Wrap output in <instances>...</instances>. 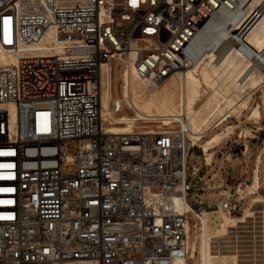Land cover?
Wrapping results in <instances>:
<instances>
[{
  "label": "built area",
  "instance_id": "2783aa9c",
  "mask_svg": "<svg viewBox=\"0 0 264 264\" xmlns=\"http://www.w3.org/2000/svg\"><path fill=\"white\" fill-rule=\"evenodd\" d=\"M242 2L0 0V48L17 57L0 61V153H10L0 165H12L0 167V264H175L186 255L187 225L207 210L194 199L188 157L201 149L203 164L211 159L186 120L109 131L121 106L102 114V80L122 57L151 84L183 72L195 35L221 10L242 14ZM219 194L208 210L237 214L235 190Z\"/></svg>",
  "mask_w": 264,
  "mask_h": 264
},
{
  "label": "bare ground",
  "instance_id": "6f19581e",
  "mask_svg": "<svg viewBox=\"0 0 264 264\" xmlns=\"http://www.w3.org/2000/svg\"><path fill=\"white\" fill-rule=\"evenodd\" d=\"M242 6V14L238 10H221L214 15L189 45L194 62L183 72L160 82L151 84L137 78L132 61L123 57L116 59L114 64L121 63L119 69L123 70L122 95L112 96L111 75L102 80L100 93L103 115L111 113V103L121 106L120 112L111 115L109 131L129 132L134 127L186 120L191 140L202 147L209 162L212 147L238 124L223 126L221 131L200 143L197 140L231 115L237 118L246 109L252 90L264 85V0H243ZM246 23L248 30L242 31V25ZM239 38L244 41L241 49L233 44ZM43 44L44 40L38 45ZM16 58L0 48V61H15ZM112 70L113 67L111 73ZM247 88L251 91H244ZM261 91L264 103V87ZM125 107L135 114H120ZM257 117L255 106L246 116V123L256 122ZM140 120L148 124L137 125ZM247 133L244 128L241 136ZM261 152L264 154V145ZM258 187L255 169L252 182L236 185L235 195L242 199L255 193ZM256 203L260 204L259 209L255 208ZM176 204L181 207L183 202L176 199ZM206 211L187 225V252L175 264H188L187 259H194L193 264H238L240 252L248 250L258 251V264H264V197H252L239 215L217 208L220 221L212 231L206 227ZM227 236L232 239L224 244L222 239ZM68 264L95 262L86 260Z\"/></svg>",
  "mask_w": 264,
  "mask_h": 264
},
{
  "label": "rangeland",
  "instance_id": "374dc122",
  "mask_svg": "<svg viewBox=\"0 0 264 264\" xmlns=\"http://www.w3.org/2000/svg\"><path fill=\"white\" fill-rule=\"evenodd\" d=\"M122 30H125V32H128L129 28L123 27ZM122 72L123 70L119 69V67L114 64V67L112 70V80H111L112 96L122 95V79H123ZM261 87H264V85L262 84ZM261 87L257 88L254 91L255 94L253 93L254 94L253 101L254 102L257 101L260 103V106L262 108L261 111L263 112L264 103H263L262 97H260V94L262 92ZM248 90L249 89L247 88L244 91L247 92ZM250 108L251 107L247 108L245 112L243 111L244 113L242 112L243 114L241 113V116L239 118L238 117L236 118L234 115H231L226 120L227 121L226 123L239 124L240 125L239 127L241 128V129L239 128L240 130H242V128H246L248 130L247 137L245 138L236 139L237 134L230 135L231 141L229 142V148H230L229 150L231 151V160L229 162L224 163V151L221 154L216 156L215 161L209 167H206L203 165L202 156L198 149H192L188 157L187 179L192 185L194 183H197L196 186L193 188L194 199L201 200L204 202V206L207 209L205 213V218H206V227L208 231H212L215 224L218 221H220V215L217 209L208 210L212 207L207 206V203L210 201H216L222 198V195L219 194V190L226 189L229 192H234L235 186L238 184V182L242 183V186H244V184H249L252 182L251 180L252 170L255 167L256 156L261 150L262 146L264 145V133L262 131L259 138L258 137L254 138V139H257V143L255 145H251V142H249V140H251V137H252L250 136V132H251V128H253V123L248 124L246 123V119H245L248 113H250L252 109ZM122 113L129 114V115L135 114V112L131 108H128V107H125L121 111L120 114ZM120 114L118 115V117L120 116ZM235 115L237 114L235 113ZM261 118L263 119L262 121L264 122V117H261ZM140 124L144 125L148 123L147 122L143 123V121L140 120L137 122V125H140ZM153 124L159 125V122L153 123ZM221 125H219L220 127L219 126L218 127L221 128L222 127ZM217 129L216 128L212 129L209 131V133L210 134L211 132L215 133ZM209 135L205 136L203 139L198 141V143L202 142L204 139H207ZM238 142L245 143V144L249 143L250 145L248 146V149L242 153L239 151L238 149L239 147L236 146L239 144ZM234 149L235 151H233ZM193 164H198L200 166V170L196 175L191 174V168ZM258 168H259V187H258L259 189H257L258 191L256 190L255 193H252V194H249L243 197L240 201H235L236 206H237V214H233V215L241 214L244 208L248 205L252 197L254 196L264 197V154L262 152H261L260 162L258 163ZM200 176L202 177V181H198ZM259 206L260 204L256 203L255 208L259 209L260 208ZM230 239L232 238H229L227 236L223 238L222 240H224V244H228L229 242L227 241ZM243 249L245 250V248ZM258 253H259L258 251H254V250L253 251L252 250L242 251V253L240 252L238 264H258V259H259ZM187 262L188 264H193L194 259H187Z\"/></svg>",
  "mask_w": 264,
  "mask_h": 264
},
{
  "label": "crops",
  "instance_id": "0c3cea01",
  "mask_svg": "<svg viewBox=\"0 0 264 264\" xmlns=\"http://www.w3.org/2000/svg\"><path fill=\"white\" fill-rule=\"evenodd\" d=\"M257 89V88H256ZM256 89H253L252 90V92H251V96H249V100H248V104H247V107H246V109L247 108H249V107H251V108H254L255 106H257V108H258V117H257V119H256V122H254L253 123V128H251V132H250V136H252L251 137V140H249V142H251V145H255L256 143H257V139H254V138H256V137H258L259 138V136L261 135V132L263 131V133H264V122L262 121L263 119L261 118V117H264V111L262 112L261 110H262V108H261V106H260V103L259 102H254L253 100V97H254V94H255V90ZM249 91H251V90H249ZM248 91V92H249ZM254 93V94H253ZM260 97H261V94H260ZM263 107H264V105H263ZM245 108L240 112V114L238 115V118L241 116V113L244 111L245 112V110H246ZM243 112V113H244ZM242 113V114H243ZM227 121H225V123H223L221 126L223 127L224 125L226 126L227 124H228V126H230V125H236V124H230V123H226ZM233 123V122H232ZM249 124V123H248ZM227 126V127H228ZM240 125L238 124V126H235L234 128H233V130L229 133V135L227 134L225 137H223L221 140H219L215 145H214V147H212V149H211V153H212V157L210 158L211 159V162H210V165H205V164H203L204 166H206V167H209V166H211L212 164H213V162L215 161V158H216V156L217 155H219V154H221L223 151H224V163H227V162H229L230 160H231V151L229 150L230 148H229V142L231 141V139H230V135H232V134H237V137H236V139L238 138V139H240V138H245V137H247V135L245 136V135H242L241 136V131L244 129V128H242V130H240L241 128L239 127ZM220 127V126H219ZM219 127H217L216 129H217V131H215V133H218L219 131H221L223 128L221 127V128H219ZM226 128V127H225ZM240 128V129H239ZM220 129V130H219ZM214 132H211V134L208 132L205 136H208L209 134V137L210 136H212V135H214L215 134ZM248 134V133H247ZM258 136H257V135ZM249 136V135H248ZM239 144L238 145H236V146H238L239 148V151L240 152H245L247 149H248V146L250 145L249 143H247V144H245V143H240V142H238ZM245 146V148H241V147H244ZM233 151H235V149L233 150ZM236 153V152H235ZM260 157H261V150L259 151V153L257 154V156H256V163H255V167H254V169L252 170V177H251V180H253V177H254V171H255V169L257 170V180H258V185H259V168H258V163L260 162ZM259 189V188H258ZM221 190H219V192H220ZM258 191V190H257ZM255 197V196H254ZM217 201V200H216Z\"/></svg>",
  "mask_w": 264,
  "mask_h": 264
},
{
  "label": "snow or ice",
  "instance_id": "6c2138e0",
  "mask_svg": "<svg viewBox=\"0 0 264 264\" xmlns=\"http://www.w3.org/2000/svg\"><path fill=\"white\" fill-rule=\"evenodd\" d=\"M8 19H5V21H4V23H5V25H7L8 24ZM7 42H9L10 43V41H7ZM43 130H47L46 128L45 129H43ZM0 154H10V153H0ZM0 167H4V168H11L12 167V165L11 164H5V165H0ZM10 218V217H9Z\"/></svg>",
  "mask_w": 264,
  "mask_h": 264
},
{
  "label": "trees",
  "instance_id": "16d2710c",
  "mask_svg": "<svg viewBox=\"0 0 264 264\" xmlns=\"http://www.w3.org/2000/svg\"><path fill=\"white\" fill-rule=\"evenodd\" d=\"M198 150H199V152L201 153L200 149H198Z\"/></svg>",
  "mask_w": 264,
  "mask_h": 264
}]
</instances>
